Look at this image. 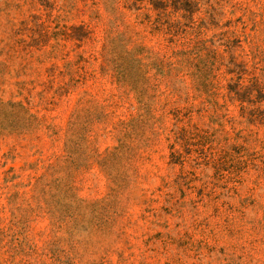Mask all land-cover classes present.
Here are the masks:
<instances>
[{"label": "rangeland", "instance_id": "374dc122", "mask_svg": "<svg viewBox=\"0 0 264 264\" xmlns=\"http://www.w3.org/2000/svg\"><path fill=\"white\" fill-rule=\"evenodd\" d=\"M0 264H264V0H0Z\"/></svg>", "mask_w": 264, "mask_h": 264}, {"label": "trees", "instance_id": "16d2710c", "mask_svg": "<svg viewBox=\"0 0 264 264\" xmlns=\"http://www.w3.org/2000/svg\"><path fill=\"white\" fill-rule=\"evenodd\" d=\"M163 4H165L164 2H162ZM163 7H166V6H163ZM163 11H165V9L162 8ZM123 74V73H122Z\"/></svg>", "mask_w": 264, "mask_h": 264}]
</instances>
